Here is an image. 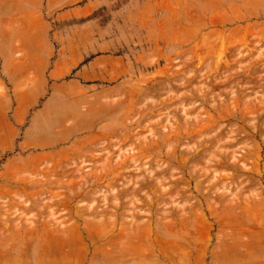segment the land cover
Segmentation results:
<instances>
[{
    "label": "rangeland",
    "instance_id": "1",
    "mask_svg": "<svg viewBox=\"0 0 264 264\" xmlns=\"http://www.w3.org/2000/svg\"><path fill=\"white\" fill-rule=\"evenodd\" d=\"M0 264H264V0H0Z\"/></svg>",
    "mask_w": 264,
    "mask_h": 264
}]
</instances>
